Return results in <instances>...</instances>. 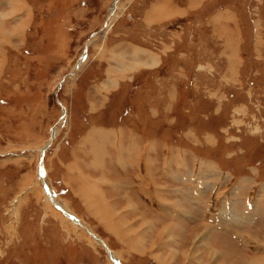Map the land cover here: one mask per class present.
I'll return each mask as SVG.
<instances>
[{
  "label": "rangeland",
  "instance_id": "obj_1",
  "mask_svg": "<svg viewBox=\"0 0 264 264\" xmlns=\"http://www.w3.org/2000/svg\"><path fill=\"white\" fill-rule=\"evenodd\" d=\"M0 2V264H264V0Z\"/></svg>",
  "mask_w": 264,
  "mask_h": 264
},
{
  "label": "crops",
  "instance_id": "obj_2",
  "mask_svg": "<svg viewBox=\"0 0 264 264\" xmlns=\"http://www.w3.org/2000/svg\"><path fill=\"white\" fill-rule=\"evenodd\" d=\"M205 0H197V3L199 4V5H201L203 2H204ZM192 2H193V0H189V3L191 4V5H188V8H195L196 6H198V4L197 3H195V4H192ZM156 4H158V6H160V5H162V3L161 2H156L155 3V5ZM168 3H164L163 4V6H164V9H165V12L166 13H170V14H172V8H170V7H168V5H167ZM0 5H1V2H0ZM158 6L156 7V8H158ZM167 6V7H166ZM155 8V9H156ZM227 11H218L217 13H219V15H220V17L224 20V21H219L218 19H216V22H217V24H218V26H220V27H222L223 28V31L224 32H227V34L226 35H229V37H232V34H231V27H230V24H229V22H228V19H229V15L230 14H232V15H234V17L236 18V14H235V12L234 11H231V12H227ZM151 14H152V10H151V12H150V16H149V18L151 19L152 18V16H151ZM215 13L213 12L212 13V15H214ZM181 15H184V14H181ZM211 15V16H212ZM184 17V16H183ZM226 17V18H225ZM154 18V20L156 19V16H154L153 17ZM230 18H232V17H230ZM241 16H240V20H241ZM240 20H238V21H240ZM237 21V22H238ZM233 23H235V22H233ZM152 24V23H151ZM238 24H239V27L242 29V31H243V28H242V25L238 22ZM226 28H228V30H226ZM225 29V30H224ZM263 30H264V27H263ZM261 31L262 32V34L264 33V31ZM229 32V33H228ZM264 37V36H263ZM240 45H239V49L241 50V49H245V47L247 46V45H250V43H246V39H244L243 41H242V43L240 42L239 43ZM236 46V44L234 45V47ZM238 49V50H239ZM234 52L237 54V50L236 49H234ZM239 54V53H238ZM260 55H261V53H260ZM148 58L146 59V60H150V61H155V59H152L151 57H153V55H151V53H149V55L147 56ZM235 64V63H234ZM236 65V64H235ZM89 137H91V135H89ZM103 144V143H102ZM95 151H97V149L95 150ZM99 153V152H98ZM169 154L171 155V150H170V152H169ZM201 158V155L199 156V155H196V159L197 158ZM216 157V156H215ZM163 158V157H162ZM195 159V160H196ZM215 160H217V157L215 158ZM163 161H164V158H163ZM176 161V160H175ZM174 161V162H175ZM164 162H168L167 160L166 161H164ZM194 162V164L196 163V162H210V160H207V159H205V156L204 157H202L200 160H196V161H193ZM214 162V161H213ZM216 162V161H215ZM194 164H192V165H194ZM175 165V164H174ZM190 166L189 164L187 165V160L185 161V157H181L180 156V160L179 161H176V165H175V167L176 168H181V167H183V166ZM217 166L219 167V168H226L227 169V167L226 166H224L223 164H221V163H219V162H217ZM172 169H173V167H171ZM167 170V169H166ZM197 180H199L200 181V178H196ZM214 191V190H213ZM219 200H221V205H222V202H223V206L225 205L227 208L224 210V211H221V212H223L224 214H225V212L226 211H229V208H228V202H229V200H228V198H221L220 197V195L217 193V192H215L214 193V195L212 196V200H211V202L214 204V203H217V202H219ZM220 204L218 205V208H220ZM210 210V209H209ZM216 210H210V212H208V211H203L202 212V214H201V216H202V218H205V217H209V220L211 219V217H213V212H215ZM232 213V212H231ZM264 214V213H263ZM202 228H203V230L205 231V232H207L208 234H210V231H211V227H210V225H202L201 226ZM260 229H263L264 230V227L263 228H260ZM214 233V232H213ZM213 233H212V235H213ZM211 236V235H210ZM249 237H251L250 235H248ZM239 247H241V246H239ZM250 247V246H249ZM242 248V247H241ZM243 248H245V247H243ZM246 248H248V246L246 247ZM216 249H222V250H224L223 252H220V254H222L226 259H228V260H230V261H235V262H239L238 260H237V258H239L238 256L241 254V253H239V252H237L236 250V252L235 251H233V250H230L229 248H228V250L227 249H225V248H222V246H221V248H215V250Z\"/></svg>",
  "mask_w": 264,
  "mask_h": 264
},
{
  "label": "bare ground",
  "instance_id": "obj_3",
  "mask_svg": "<svg viewBox=\"0 0 264 264\" xmlns=\"http://www.w3.org/2000/svg\"><path fill=\"white\" fill-rule=\"evenodd\" d=\"M21 5H22V3H21ZM112 13H113V11H112ZM112 13H111V15L110 16H112ZM109 16V17H110ZM0 31L3 33V34H5L6 32L5 31H3V30H1L0 29ZM1 36H3V37H5L4 35H1ZM82 63V60L80 61V64ZM1 64V63H0ZM126 67V66H125ZM66 112V111H65ZM65 116V115H64ZM57 130H55L54 132H56ZM44 178V177H43ZM51 186V185H50ZM46 189H48L49 190V188H48V186L46 185ZM172 192V191H171ZM130 201V200H129ZM135 210V209H134ZM137 210V209H136ZM139 210V209H138ZM137 210V211H138ZM143 217V216H142ZM167 226V225H166ZM171 226V225H170ZM168 227V226H167ZM171 228L172 227H168V228H166L167 229V231L166 232H173L172 230H171ZM181 228V227H180ZM174 230H175V228H174ZM195 231H197V232H199L200 231V233L202 232V241H209V234L207 233V232H205L204 230H203V228L200 226L199 228H196V230ZM250 232V233H254V232H252L250 229H248V230H245V232L243 233V234H245V238L248 240V241H252V240H254L258 245L259 244H264V238H262V237H249L248 235H247V232ZM176 232V231H175ZM177 233V232H176ZM195 234V233H194ZM200 235V234H199ZM198 235V236H199ZM197 236V235H196ZM198 238V237H197ZM175 240V239H174ZM211 240V239H210ZM252 243V242H251ZM255 245V244H254ZM212 246V245H211ZM260 246V245H259ZM189 250V249H188ZM111 253V252H110ZM113 253V252H112ZM111 256H113V258L114 259H116L115 258V256H114V254H111ZM164 257V256H163ZM157 258H159V257H157ZM162 258V257H161ZM168 257H166V259H167ZM219 260L220 261H222L223 263L222 264H241L240 263V261L239 262H235V261H230V260H228V259H226L222 254H220L219 255ZM158 261H159V263L161 264L162 262L158 259ZM170 261V260H169ZM252 261H254V262H256L255 260H254V258H250L249 260H248V264H252ZM244 262V261H243ZM258 263V262H257ZM163 264H166V263H163ZM167 264H169V263H167ZM254 264V263H253Z\"/></svg>",
  "mask_w": 264,
  "mask_h": 264
},
{
  "label": "water",
  "instance_id": "obj_4",
  "mask_svg": "<svg viewBox=\"0 0 264 264\" xmlns=\"http://www.w3.org/2000/svg\"><path fill=\"white\" fill-rule=\"evenodd\" d=\"M45 149H46V148H44L43 150L46 151ZM44 151H42V152H44ZM41 162H42V161H41ZM44 171H45V170H44V167H41V174H42L43 176H45ZM114 262H115L116 264H118L117 260H114Z\"/></svg>",
  "mask_w": 264,
  "mask_h": 264
},
{
  "label": "flooded vegetation",
  "instance_id": "obj_5",
  "mask_svg": "<svg viewBox=\"0 0 264 264\" xmlns=\"http://www.w3.org/2000/svg\"><path fill=\"white\" fill-rule=\"evenodd\" d=\"M242 255H243V254H242ZM242 255L240 254V255L238 256V257H239V258H237L238 261H240V259H241L240 257H241Z\"/></svg>",
  "mask_w": 264,
  "mask_h": 264
}]
</instances>
